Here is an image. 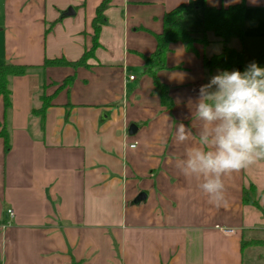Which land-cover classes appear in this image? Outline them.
Instances as JSON below:
<instances>
[{"label": "crops", "instance_id": "crops-1", "mask_svg": "<svg viewBox=\"0 0 264 264\" xmlns=\"http://www.w3.org/2000/svg\"><path fill=\"white\" fill-rule=\"evenodd\" d=\"M104 1L107 22L88 66L45 67L77 62L91 49ZM226 2L0 0V63L28 67L9 80V109L0 96L10 140L6 152L0 137V264H264V246L242 245L264 241V162L226 177L227 203L219 207L173 164L188 146L175 141V125L198 131L186 101L213 76L204 59L223 43L207 32L195 52L171 45L157 74L171 110L143 74L166 13L180 6H192L183 26L201 32L206 8L244 4V40L228 46L264 56V0ZM69 9L74 14L64 16ZM193 13L196 29L186 25ZM43 97L50 105L34 113ZM140 192L147 202L133 205Z\"/></svg>", "mask_w": 264, "mask_h": 264}, {"label": "clouds", "instance_id": "clouds-1", "mask_svg": "<svg viewBox=\"0 0 264 264\" xmlns=\"http://www.w3.org/2000/svg\"><path fill=\"white\" fill-rule=\"evenodd\" d=\"M239 2L227 0L225 7ZM248 2L258 6L261 0ZM186 103L195 106L198 131L176 123L175 141L188 146L174 167L198 181L210 204L225 205V178L264 162V67L250 62L243 72L218 70Z\"/></svg>", "mask_w": 264, "mask_h": 264}, {"label": "trees", "instance_id": "trees-1", "mask_svg": "<svg viewBox=\"0 0 264 264\" xmlns=\"http://www.w3.org/2000/svg\"><path fill=\"white\" fill-rule=\"evenodd\" d=\"M108 1H104L97 9L96 17L93 21L92 47L81 60L77 62H68L66 60H46L45 67H87V60L92 56L99 46V37L107 19L105 10ZM192 9V6H180L166 13L163 20V31L155 35L157 47L150 57H144L143 74L151 77L154 81L155 89L159 94L162 104L169 110L173 107V101L169 95L168 87L158 79V72L167 68L166 59L171 51V45L182 42L188 52H195V44L207 45L206 33L212 32L216 38L223 43V50L220 54L211 58L204 59V65L209 71L214 70H233L238 69L243 72L247 66L248 60L244 51H237L228 46L233 38H238L241 42L244 40L246 28L245 6L244 4L230 6L228 8H206L203 14V31L187 30L183 24L184 15ZM203 34V38L199 36ZM260 67H264V56L252 59ZM28 70L27 66L14 65L11 63H0V96L3 98L5 110L11 107V90L9 80L11 77L22 76ZM72 79H67L63 86L70 85ZM43 107L34 111L37 114H43L50 105L49 99L43 97ZM0 137L4 140L5 151L10 149L9 133L4 123L0 121ZM247 200V199H246ZM253 204H256L253 201ZM243 247L250 245H264V242H243ZM80 264V263H74Z\"/></svg>", "mask_w": 264, "mask_h": 264}, {"label": "water", "instance_id": "water-1", "mask_svg": "<svg viewBox=\"0 0 264 264\" xmlns=\"http://www.w3.org/2000/svg\"><path fill=\"white\" fill-rule=\"evenodd\" d=\"M71 14H74L72 9H69L68 11H66L64 13V16H70ZM137 128L136 126H131L130 127V133L134 134L136 132ZM148 199V195L146 192H140L139 195L134 199L133 201V205H141L142 203H146Z\"/></svg>", "mask_w": 264, "mask_h": 264}, {"label": "rangeland", "instance_id": "rangeland-1", "mask_svg": "<svg viewBox=\"0 0 264 264\" xmlns=\"http://www.w3.org/2000/svg\"><path fill=\"white\" fill-rule=\"evenodd\" d=\"M199 16H200V14L197 15L196 13H193V14H191L190 16H188V19L186 20V21H187V22H186V25H187V23H188V24L191 23V25H192L191 28L196 29V25H197V22H198ZM189 25H190V24H189ZM194 27H195V28H194ZM199 38H203V37L199 36ZM215 48H216V47H215ZM215 48H213V49H215ZM218 52H219V51H218ZM250 62H252V59L248 57V60H247L246 64L248 65ZM217 72H218L217 70H214V71L212 72V74L215 75V74H217ZM254 242H257V241H254ZM258 242H259V243H262V242H264V241H258ZM261 246H264V245H261Z\"/></svg>", "mask_w": 264, "mask_h": 264}, {"label": "built area", "instance_id": "built-area-1", "mask_svg": "<svg viewBox=\"0 0 264 264\" xmlns=\"http://www.w3.org/2000/svg\"><path fill=\"white\" fill-rule=\"evenodd\" d=\"M130 79H131V80H133L134 78H133V77H131ZM130 147H131V148H134V147H135V145H131ZM8 214H9L11 217H13V216H14V213H13V211H12V210H9V211H8Z\"/></svg>", "mask_w": 264, "mask_h": 264}]
</instances>
